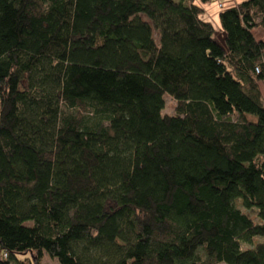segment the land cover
Here are the masks:
<instances>
[{
  "label": "trees",
  "instance_id": "1",
  "mask_svg": "<svg viewBox=\"0 0 264 264\" xmlns=\"http://www.w3.org/2000/svg\"><path fill=\"white\" fill-rule=\"evenodd\" d=\"M208 1L0 0V264H264V0Z\"/></svg>",
  "mask_w": 264,
  "mask_h": 264
},
{
  "label": "rangeland",
  "instance_id": "2",
  "mask_svg": "<svg viewBox=\"0 0 264 264\" xmlns=\"http://www.w3.org/2000/svg\"><path fill=\"white\" fill-rule=\"evenodd\" d=\"M178 1V0H175ZM234 2H238V0H233ZM229 2H232V0H209L206 3H202L201 6L204 8L205 13L203 15V19L207 20L209 22H211L216 30L215 33V39L219 42L222 41L223 39V34L221 32H219L218 30V26H219V19H218V8H219V4H223L224 6H226ZM262 31L261 30H256L254 32V35L258 38L259 36H262ZM163 100H164V107L161 111V115H173L174 114V106H175V102L173 101V99L167 95L164 94L163 95ZM256 243H264V237H255L253 239V244ZM243 248L245 247H250V245H243ZM40 264H58L57 261L55 259H52L50 257H48L47 255H44L41 263Z\"/></svg>",
  "mask_w": 264,
  "mask_h": 264
},
{
  "label": "crops",
  "instance_id": "3",
  "mask_svg": "<svg viewBox=\"0 0 264 264\" xmlns=\"http://www.w3.org/2000/svg\"><path fill=\"white\" fill-rule=\"evenodd\" d=\"M261 35L262 36H259L258 39H261L264 41V32H262ZM261 90H262V99H263V103H264V85L261 86Z\"/></svg>",
  "mask_w": 264,
  "mask_h": 264
},
{
  "label": "built area",
  "instance_id": "4",
  "mask_svg": "<svg viewBox=\"0 0 264 264\" xmlns=\"http://www.w3.org/2000/svg\"><path fill=\"white\" fill-rule=\"evenodd\" d=\"M220 6H221V5L219 4V8H220Z\"/></svg>",
  "mask_w": 264,
  "mask_h": 264
}]
</instances>
